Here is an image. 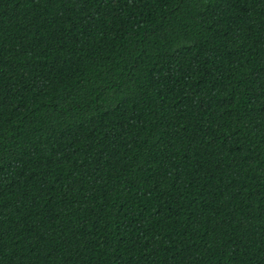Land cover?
I'll return each mask as SVG.
<instances>
[{
	"label": "trees",
	"instance_id": "trees-1",
	"mask_svg": "<svg viewBox=\"0 0 264 264\" xmlns=\"http://www.w3.org/2000/svg\"><path fill=\"white\" fill-rule=\"evenodd\" d=\"M0 264H264V0H0Z\"/></svg>",
	"mask_w": 264,
	"mask_h": 264
}]
</instances>
